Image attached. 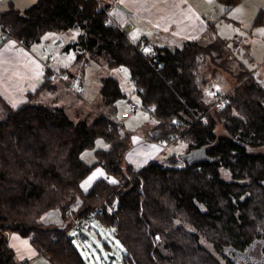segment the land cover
<instances>
[{
	"label": "trees",
	"instance_id": "16d2710c",
	"mask_svg": "<svg viewBox=\"0 0 264 264\" xmlns=\"http://www.w3.org/2000/svg\"><path fill=\"white\" fill-rule=\"evenodd\" d=\"M218 1L228 7L238 4ZM103 21L91 0H37L23 12L8 3L0 13L6 35L26 46L39 44L49 32L77 29L69 48L102 58L109 68L128 70L136 100L153 118L158 140L189 136L190 151L203 148L204 153L196 159L171 157L166 165L150 162L135 172L124 160L128 137L105 118L91 124L72 121L63 108L42 104L40 91L16 109L0 101V264H17L9 233L30 239L50 264H86L65 229L42 222L53 211L67 220L75 199L81 206L74 217L104 209L98 221L123 249L122 264H222L209 250L223 256L226 248L244 246L238 230L249 233L255 219H264L254 214L264 210V197H254L264 194V156L254 153L264 148V89L252 76L236 74L224 109L216 110L204 104L195 71L199 57L225 54V42L157 49L150 66L122 33L104 27ZM99 93L107 106L127 98L114 79L104 80ZM175 120L183 124L176 126ZM218 124L229 137H217ZM97 140L109 150H95ZM86 151H93L97 163L82 160ZM98 165L119 184L99 180L82 194L81 182ZM242 178L248 185L236 183ZM243 194L247 197L237 202ZM107 207L115 209L109 213ZM250 241L247 236L245 242Z\"/></svg>",
	"mask_w": 264,
	"mask_h": 264
},
{
	"label": "crops",
	"instance_id": "0c3cea01",
	"mask_svg": "<svg viewBox=\"0 0 264 264\" xmlns=\"http://www.w3.org/2000/svg\"><path fill=\"white\" fill-rule=\"evenodd\" d=\"M101 1L107 4V0ZM8 3H11L14 7L13 0H0V13L8 9ZM5 5L6 9H4ZM237 9H240V11H237ZM251 11H254V16H250L249 20H246L248 12ZM113 12L117 24L130 22L134 26V30L130 33L132 40L137 42L145 40L149 48L153 50L162 48L175 50L181 48L185 43H197L201 47H208L217 42H225L226 47L223 48L225 56L230 59H234V52L240 53L237 39H241L243 34L248 33L243 27L250 26L252 31L264 29V0H238V4L233 7H228L218 0H120L119 5ZM258 17H260V23L255 24ZM73 31L77 32L78 37L79 31L77 29ZM258 34L261 35L262 33ZM7 41L0 45V66L9 67L10 72L7 77L11 81V86H7L1 92L2 96H5L4 104L11 109H16L26 103L30 95L40 91L39 99L42 104L63 108L70 119L68 111H75L73 107L75 105L74 100H84V96L78 99L65 86L47 82L46 76L41 70L42 65L38 56V50L43 44H29L26 48L21 49L15 47L18 45L15 41L11 40V44H6ZM75 42H72L70 46L75 45ZM230 53L233 57H230ZM214 56L216 57V54ZM207 59L208 56L199 57L195 78L202 91V100L205 105L209 106L220 95L214 93L213 88H210L207 84L209 74L212 77L215 76L217 80L223 78H220L219 73L216 74V69L206 66L207 63L209 64ZM216 59L220 63L223 61L221 58ZM60 70L65 71L62 65ZM129 82L130 84L127 82L125 88L121 87V89L126 94L127 98L125 100L131 103L129 111L135 113L143 109L136 100V89L133 82L131 80ZM83 83L86 88L84 80ZM236 84L237 81L235 80V87ZM99 100L102 102L101 98ZM102 104L104 103L102 102ZM117 104L118 102L114 106L101 105V110L105 113V116L101 117L123 130L122 123L115 117L119 106ZM133 106L138 109L133 111ZM143 111L149 117L143 114V117L137 121L138 130L140 127L142 128L139 131L136 130L131 138L127 135L129 133L125 132L129 142L125 161L135 172L140 171L150 162H156L166 152L159 145L157 139L159 132L155 129L156 124L153 118L147 111ZM84 113L87 112L84 111ZM110 117H115V121H112ZM83 121L87 122L85 116ZM169 160L170 158L166 161L167 164ZM99 180H105L109 184L116 183L111 182L116 181L115 178L108 176L99 165L81 182V193L87 194ZM80 206L81 201L75 199L70 207V211L73 213L72 217H74ZM70 221L64 220L62 215L60 217L58 211L50 212L44 215L42 219L45 225L58 226L63 229L68 224L69 226L72 224ZM65 231L70 236L68 234L69 230L65 229ZM6 239L9 248L14 252L16 262L18 257L20 261L24 259L33 261L36 259L38 251L32 245L30 239L22 238L14 233L7 234Z\"/></svg>",
	"mask_w": 264,
	"mask_h": 264
},
{
	"label": "rangeland",
	"instance_id": "374dc122",
	"mask_svg": "<svg viewBox=\"0 0 264 264\" xmlns=\"http://www.w3.org/2000/svg\"><path fill=\"white\" fill-rule=\"evenodd\" d=\"M36 1L37 0H13L14 9L23 12L35 4ZM4 9H6V5L4 6ZM253 12L254 11L248 12L246 20H249L250 16H254ZM243 28L248 31V33L243 34L241 39H237V41H239L238 50L240 53L237 54L234 52V59L227 58L223 51L214 53L216 56L220 54V58L225 60L224 64H221L217 59H214L215 56L213 53H211L207 59L209 64L207 63L206 66L216 69V74L219 73L220 78H223L222 80H217L215 76L212 77L209 74L207 79V84L210 88H213L214 93L220 94L212 104L216 110L224 109L226 104L223 108H219L218 102L220 99H225L226 101V95L234 90L236 80L234 79V75L236 74L244 73L246 76L250 75L262 88H264V35L258 34L261 33L260 29L252 31L250 26ZM76 40L77 32L73 30L69 32H49L41 39L40 43L43 44V46L38 50V56L41 64L47 63L48 57L53 56L54 61L48 64V68L54 72L64 71L60 70L62 65L65 69L64 72L76 73L81 76L86 85L85 91L82 95V97L84 96V100H74L75 105H73V107L75 108V111H68V115L73 121H83L85 116L87 123L91 124L99 117L105 116V113L101 110V105L104 106V104L99 100L101 98L99 91L102 82L106 79H114L122 88H125L127 82L130 84V76L126 68H109L104 59L89 56L79 49L76 50L74 48H69L71 43ZM11 43L12 41L9 40L6 44ZM15 47H20L21 49L24 48L20 45H16ZM43 50H45V52ZM230 57H233L231 53ZM9 72V67L0 66V101L3 103L5 101V96L3 95V97L1 92H3L2 90H5L7 86H11V81H9L7 77ZM130 105L131 103L126 100L119 101L115 117L124 127L121 134H124L123 136H125V132H127L129 133L127 135L131 138L132 134H135L136 130H138L136 124L137 121L143 117V114L146 116L147 114H145L146 112L143 110H139L135 113L130 112ZM84 111L87 113H84ZM1 117L2 111H0V118ZM115 117H110V119L115 121ZM141 128L142 127H140L139 130ZM214 131L217 137H229L224 127L219 124ZM189 144V136H183L179 141L165 150L166 152L163 156L156 161L160 164L166 165V161L169 158L188 154L190 152ZM95 150L106 152L109 150V146L105 144V142L97 140L95 143ZM254 153L264 156V148L257 149ZM81 157L87 165H94L95 162L97 163L93 151H86ZM178 167L182 168L183 163L179 162ZM67 220L70 221L71 219ZM70 222L72 223V220ZM92 227L94 232L90 235L72 229V225L69 226V224L65 227V229L69 230V237L73 238V244L78 249L85 263L122 264L121 257L123 249L114 239L108 237L106 230L101 224H99V221L94 222ZM17 263L50 264L48 259L38 252L35 260L30 261V259H24L20 261L18 257Z\"/></svg>",
	"mask_w": 264,
	"mask_h": 264
},
{
	"label": "built area",
	"instance_id": "2783aa9c",
	"mask_svg": "<svg viewBox=\"0 0 264 264\" xmlns=\"http://www.w3.org/2000/svg\"><path fill=\"white\" fill-rule=\"evenodd\" d=\"M96 4L97 12L100 15L104 16L103 26L104 27H110L117 29L120 33H122L128 43L137 51L139 52L147 61V63L150 66H153V64L156 62V50H153L149 48L147 42L145 40L140 41H134L130 38V33L134 30V26L130 22H125L123 24H117L114 19V9L117 8V5H119L120 0H107V4H104L101 0H91ZM7 40H13L10 39L4 30L0 27V45ZM15 41V40H13ZM18 45L26 48L27 46L23 42L15 41ZM147 50V51H146ZM45 52V50H43ZM54 58L53 56L48 57V61L45 64H41V70L44 73H47V78L49 81L54 83H59L63 86H65L69 92H71L74 96L77 98H82V95L85 91V86L83 83V80L81 76L77 74L70 75L64 71L61 72H54L50 68H48V64L53 62ZM226 104L225 99H220L218 102V107L223 108ZM138 108L133 106L132 110L136 111ZM174 124L176 126H181L183 124L182 121L175 120ZM118 134L122 133V129L118 126L114 128ZM181 136L178 134H172L170 137L166 139H161L159 141V145L161 146V149L163 151L167 150L170 146L175 144L177 141H179ZM116 183L119 184V182L116 180ZM115 183V184H116ZM115 207H107V211L111 213ZM104 213V209H102L100 206L94 208L90 212H88L84 217H72V212H68L67 219L72 220V229L79 230L85 234H92L94 232V229L92 227V224L94 222H97L100 217H102ZM54 240V238H53ZM30 264V263H25Z\"/></svg>",
	"mask_w": 264,
	"mask_h": 264
},
{
	"label": "flooded vegetation",
	"instance_id": "af4514ba",
	"mask_svg": "<svg viewBox=\"0 0 264 264\" xmlns=\"http://www.w3.org/2000/svg\"><path fill=\"white\" fill-rule=\"evenodd\" d=\"M247 178L239 179L236 183L238 185H248L246 183ZM264 185V180L261 182ZM256 191V190H255ZM246 195H240L237 198V202H243L246 198ZM255 199L264 197V194H255ZM256 203V202H255ZM238 207V214L242 212L241 207ZM254 214L264 215V210H256ZM250 232L247 233L245 229L238 230V240L240 243H244V246L239 247L238 249L226 248L223 252V256L213 253V249L209 252L215 255L222 264H264V219H255L253 225L249 227ZM251 240L249 243H246V239Z\"/></svg>",
	"mask_w": 264,
	"mask_h": 264
},
{
	"label": "water",
	"instance_id": "95a60500",
	"mask_svg": "<svg viewBox=\"0 0 264 264\" xmlns=\"http://www.w3.org/2000/svg\"><path fill=\"white\" fill-rule=\"evenodd\" d=\"M198 153H204V149H199V152L196 150L190 151L187 156H189L190 159H196L198 157Z\"/></svg>",
	"mask_w": 264,
	"mask_h": 264
},
{
	"label": "snow or ice",
	"instance_id": "6c2138e0",
	"mask_svg": "<svg viewBox=\"0 0 264 264\" xmlns=\"http://www.w3.org/2000/svg\"><path fill=\"white\" fill-rule=\"evenodd\" d=\"M237 11H240V9H237ZM261 33L264 34V29L261 30ZM146 51H147V50H146ZM125 71H126V70H125ZM100 174H102V173H100ZM90 179H91V178H90ZM111 182H112V183H115L116 181H111ZM86 183H88V182L86 181ZM82 187H83V185H82Z\"/></svg>",
	"mask_w": 264,
	"mask_h": 264
}]
</instances>
